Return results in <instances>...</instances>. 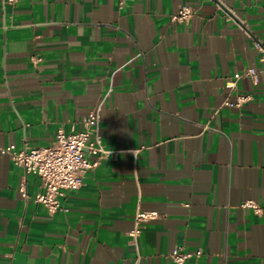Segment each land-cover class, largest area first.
<instances>
[{
  "label": "crops",
  "instance_id": "crops-1",
  "mask_svg": "<svg viewBox=\"0 0 264 264\" xmlns=\"http://www.w3.org/2000/svg\"><path fill=\"white\" fill-rule=\"evenodd\" d=\"M94 108L115 154L55 214L0 153V264H174L177 247L264 264V213L241 206L264 208V0H0V148L48 146ZM138 208L159 217L134 246Z\"/></svg>",
  "mask_w": 264,
  "mask_h": 264
},
{
  "label": "built area",
  "instance_id": "built-area-1",
  "mask_svg": "<svg viewBox=\"0 0 264 264\" xmlns=\"http://www.w3.org/2000/svg\"><path fill=\"white\" fill-rule=\"evenodd\" d=\"M20 0H4L7 5H15ZM193 15L189 5H182L178 12L171 16L173 22H186ZM243 76L255 77L256 71L248 69L245 73H236L232 80L227 82L230 89H236L237 80ZM248 96H237L234 103L227 101V105L241 107L249 100ZM99 117L97 109L90 110L83 121V129L65 133L59 130L54 141L44 147L18 148L15 145L1 147L0 153L7 156L15 165L24 170L25 175L37 176L42 180V190L33 196V201L43 206L49 214L62 210L61 199L66 192L77 191L83 183L85 174L96 168L101 160H107L114 152L106 150L101 144L99 134ZM89 156H96L98 160L91 161ZM21 196L27 199L25 189H21ZM243 208L252 209L255 214L264 213V208L254 201H245ZM159 217L154 211L137 209L134 217V226L129 233L131 244L137 245V238L144 225ZM204 255V249L186 250L183 247L175 248L169 254V260L174 264H186L189 261H199Z\"/></svg>",
  "mask_w": 264,
  "mask_h": 264
}]
</instances>
